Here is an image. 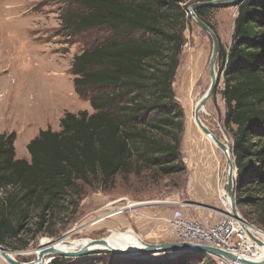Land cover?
Segmentation results:
<instances>
[{
	"label": "trees",
	"instance_id": "16d2710c",
	"mask_svg": "<svg viewBox=\"0 0 264 264\" xmlns=\"http://www.w3.org/2000/svg\"><path fill=\"white\" fill-rule=\"evenodd\" d=\"M188 1L69 0L75 7L65 22L73 32H108L71 64L74 91L85 97L95 90L88 96L93 111H65L58 130H39L26 145L29 160L16 158L15 131L0 133V244L16 237L32 212L36 231L47 215L76 213L82 186L106 189L118 174L185 170L179 150L183 111L172 82L185 41ZM237 6L228 51L220 42L218 78L222 72L236 204L246 219L242 207H252V222L262 225L264 0H242ZM206 8L198 7L196 14L214 30L204 17ZM49 264H57V257Z\"/></svg>",
	"mask_w": 264,
	"mask_h": 264
},
{
	"label": "rangeland",
	"instance_id": "374dc122",
	"mask_svg": "<svg viewBox=\"0 0 264 264\" xmlns=\"http://www.w3.org/2000/svg\"><path fill=\"white\" fill-rule=\"evenodd\" d=\"M196 1L206 0H189L188 5ZM239 2L208 5L203 12L226 51L231 44ZM74 7L69 0H0V133L15 131L18 152L27 151L25 142L39 130L47 127L58 130L59 119L65 111H93L88 96L95 90H88L85 97L74 91L71 64L76 54L93 47L108 32L104 28L73 32L65 22V14ZM185 11L189 15L187 8ZM187 15L184 18L185 41L172 82L175 100L183 111L179 150L185 170L158 175L154 169H149L125 178L118 174L113 186L106 189L96 188V184L82 186L77 212L60 210L47 215V221L39 231L35 229L36 212H32L18 235L6 238L1 244L16 254L17 261H34V255L25 251L36 249L45 239H58L70 232L72 239H100L112 232V236H118L119 232L130 229L144 243L177 241L167 220L175 209L205 225L216 223L225 215L231 216L230 208L219 196V185L227 167L225 157L193 118L195 103L210 83L208 69L212 42L207 32ZM135 36L140 38L145 34L136 33ZM219 61L217 57V78ZM223 88L221 72L214 92L200 111V118L216 137L230 143L232 151V136L224 124ZM16 114L23 119L20 124L8 120L1 122L3 117L16 118ZM39 118H43L41 123H36ZM172 195L179 202L168 206V216H163L165 211L161 206L158 219H154L151 206ZM236 208L248 224L264 231V224L252 222L251 219L256 218L252 207H242L249 220L237 204ZM244 245L250 256H256L252 243L244 242ZM195 254L160 251L124 255L97 249L78 257L55 256L57 264H216L211 256ZM0 264L10 263L0 255Z\"/></svg>",
	"mask_w": 264,
	"mask_h": 264
},
{
	"label": "water",
	"instance_id": "95a60500",
	"mask_svg": "<svg viewBox=\"0 0 264 264\" xmlns=\"http://www.w3.org/2000/svg\"><path fill=\"white\" fill-rule=\"evenodd\" d=\"M241 0H206V1H196L192 2L188 5L187 11L188 14L196 21V23L205 31L211 38L212 42V51L209 60V76H210V83L205 90V92L198 98L195 103L194 111H193V118L197 126L202 130V132L208 137L212 138L214 144L225 154L226 153V146L222 140L216 137L208 127L202 122L200 118V111L204 109L206 102L211 97L214 89L216 87L217 81V73L215 69L216 59L219 54L220 50V41L216 32L206 24L197 14L196 9L200 6H208L212 4H221V3H237ZM232 153V151H231ZM227 175H226V184H227V195L230 199V210L231 216L235 218L240 224L241 228L245 230L247 235L251 240H253L259 246H264V242L260 241L254 234L249 231V227L251 226L248 222L239 215L238 210L236 208V188H235V176H236V167L234 165V158L233 160L228 159L227 161ZM247 227V228H246ZM90 241L86 243L81 248H78L73 251H60L54 245L48 246L45 248H41L38 252L37 259L41 260L42 257L46 255H51L49 259L55 257V255L59 256H69V257H78L89 253L93 250L102 249V250H109L115 253L124 254V255H140L144 253H154L160 251H169V252H191V251H199V252H208L215 256L223 257L229 260H237L242 264H262L261 261L254 260L246 255L235 254L221 248L205 245V244H195L188 241H172L166 243H144V246L135 249V250H123L112 247L108 245L106 248H95L93 247L96 244H108V236L102 237L100 239H89ZM0 254L1 256L10 264H32L30 262H20L11 257L9 251H7L1 244H0ZM50 261V260H49Z\"/></svg>",
	"mask_w": 264,
	"mask_h": 264
},
{
	"label": "built area",
	"instance_id": "2783aa9c",
	"mask_svg": "<svg viewBox=\"0 0 264 264\" xmlns=\"http://www.w3.org/2000/svg\"><path fill=\"white\" fill-rule=\"evenodd\" d=\"M168 224L172 235L178 241L211 245L235 254L249 255L244 245L246 234L231 216L225 215L218 222L205 225L185 217L180 209H175L168 219ZM191 252L211 256L216 264H242L237 260H229L208 252Z\"/></svg>",
	"mask_w": 264,
	"mask_h": 264
},
{
	"label": "bare ground",
	"instance_id": "6f19581e",
	"mask_svg": "<svg viewBox=\"0 0 264 264\" xmlns=\"http://www.w3.org/2000/svg\"><path fill=\"white\" fill-rule=\"evenodd\" d=\"M208 72H209V69H208ZM42 119L43 118H39L36 123H40L42 121ZM7 120L12 122V123H19V124L21 121H23V119L20 118L18 114H16V118H14V116H11V118L10 117L9 118L3 117V119H1V122H7ZM209 139L211 140V142H213L212 138H209ZM224 144L226 146V153L225 154L223 152L222 153H223V155L225 157L224 159L226 160V163H227L228 159L233 160V156H232L231 149H230V143L228 141H225ZM225 171H226V173L223 177V180L221 181V183L219 185V196H220L223 204H225L228 208H230V199L227 195V184H226V175H227L228 167H226ZM130 206H133V204H131ZM115 213L116 212H114L113 214H115ZM107 215H108V213H107ZM239 226L241 227L240 223H239ZM245 230L246 229L243 228L244 232H245ZM249 231L252 234H254L260 241L264 242V231L257 229L253 226L249 227ZM71 233L72 232L67 233V234L63 235L62 237H59L58 239H49V240L45 239L43 242L38 244L36 249H34L32 251H30V250L25 251L26 254L32 253L34 255L35 259H34V261H32V264H46L47 261H49V260H44V258L49 259L50 256H48V257L44 256V257H42L41 260L37 259L38 252L41 248H45V247L54 245L56 248H58V250L66 252V251H73V250H76L78 248H81L82 246H84L86 243H88L90 241L89 238H87V239L86 238L72 239L70 237ZM113 234L114 233L112 232L108 236V244H104V245L103 244H96L93 247H95V248H106L108 245H110V246L118 248V249L135 250V249H139V248L144 246V242L142 241V239L136 233L132 232L130 229H128L126 231L119 232L118 236H115V235L112 236ZM245 234H246L245 235L246 236V242L252 243L255 247L256 252H257L256 256H250V254L247 256H249L250 258H252L254 260L261 261L262 264H264V246H259L253 240H251L249 238V236L247 235L246 232H245ZM9 254L11 255V257L16 259V254H14L12 252H9Z\"/></svg>",
	"mask_w": 264,
	"mask_h": 264
},
{
	"label": "crops",
	"instance_id": "0c3cea01",
	"mask_svg": "<svg viewBox=\"0 0 264 264\" xmlns=\"http://www.w3.org/2000/svg\"><path fill=\"white\" fill-rule=\"evenodd\" d=\"M28 142H29V139H27V141L25 143H28ZM15 155H16V158H24L27 160L30 159V155L26 150L18 152L17 142H15ZM177 202H179V200H176V197H174V195L166 197V201L154 202V206H151V209H154V210H151V212H154V219H158L161 206L163 208V211H165V212H163V216H168L169 215L168 206L171 204L175 205ZM134 205H136V204H134ZM144 208L145 207H142L143 210H144ZM168 218H167V220H168Z\"/></svg>",
	"mask_w": 264,
	"mask_h": 264
}]
</instances>
